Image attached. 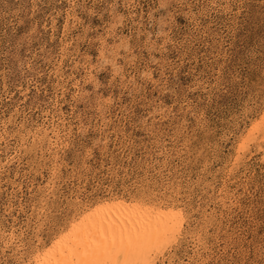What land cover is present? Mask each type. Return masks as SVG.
<instances>
[{
	"label": "rangeland",
	"instance_id": "rangeland-1",
	"mask_svg": "<svg viewBox=\"0 0 264 264\" xmlns=\"http://www.w3.org/2000/svg\"><path fill=\"white\" fill-rule=\"evenodd\" d=\"M115 204L264 264V0H0V264Z\"/></svg>",
	"mask_w": 264,
	"mask_h": 264
},
{
	"label": "bare ground",
	"instance_id": "bare-ground-1",
	"mask_svg": "<svg viewBox=\"0 0 264 264\" xmlns=\"http://www.w3.org/2000/svg\"><path fill=\"white\" fill-rule=\"evenodd\" d=\"M180 227L179 220L170 212L139 214L115 204L86 216L84 223L70 231L66 241L61 238L55 243L54 252H39L34 261L40 264H152L157 254L176 241Z\"/></svg>",
	"mask_w": 264,
	"mask_h": 264
}]
</instances>
